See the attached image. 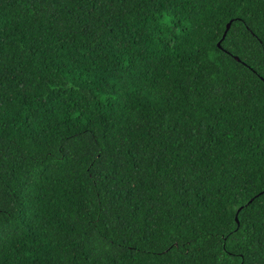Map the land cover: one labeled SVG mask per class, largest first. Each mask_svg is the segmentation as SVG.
<instances>
[{
	"label": "trees",
	"instance_id": "trees-1",
	"mask_svg": "<svg viewBox=\"0 0 264 264\" xmlns=\"http://www.w3.org/2000/svg\"><path fill=\"white\" fill-rule=\"evenodd\" d=\"M0 264H264V0H0Z\"/></svg>",
	"mask_w": 264,
	"mask_h": 264
},
{
	"label": "clouds",
	"instance_id": "clouds-1",
	"mask_svg": "<svg viewBox=\"0 0 264 264\" xmlns=\"http://www.w3.org/2000/svg\"><path fill=\"white\" fill-rule=\"evenodd\" d=\"M172 16L167 13H161V19L159 20L160 25L171 27Z\"/></svg>",
	"mask_w": 264,
	"mask_h": 264
},
{
	"label": "water",
	"instance_id": "water-1",
	"mask_svg": "<svg viewBox=\"0 0 264 264\" xmlns=\"http://www.w3.org/2000/svg\"><path fill=\"white\" fill-rule=\"evenodd\" d=\"M229 26H230V22H228V23L226 24V29H225V31H224V33H223V37H224L226 31L228 30Z\"/></svg>",
	"mask_w": 264,
	"mask_h": 264
}]
</instances>
